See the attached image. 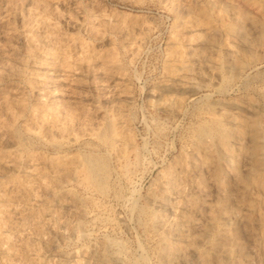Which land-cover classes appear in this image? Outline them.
Segmentation results:
<instances>
[{"label":"rangeland","instance_id":"1","mask_svg":"<svg viewBox=\"0 0 264 264\" xmlns=\"http://www.w3.org/2000/svg\"><path fill=\"white\" fill-rule=\"evenodd\" d=\"M0 264H264V0H0Z\"/></svg>","mask_w":264,"mask_h":264}]
</instances>
